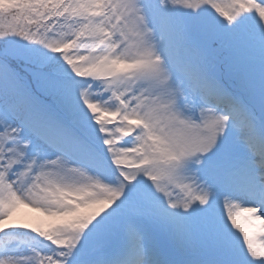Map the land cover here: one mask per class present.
I'll use <instances>...</instances> for the list:
<instances>
[{
    "label": "snow or ice",
    "instance_id": "6c2138e0",
    "mask_svg": "<svg viewBox=\"0 0 264 264\" xmlns=\"http://www.w3.org/2000/svg\"><path fill=\"white\" fill-rule=\"evenodd\" d=\"M0 264H264V0H0Z\"/></svg>",
    "mask_w": 264,
    "mask_h": 264
}]
</instances>
